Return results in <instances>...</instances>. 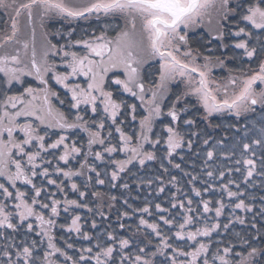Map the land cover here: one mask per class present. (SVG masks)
<instances>
[{
	"label": "snow or ice",
	"instance_id": "obj_1",
	"mask_svg": "<svg viewBox=\"0 0 264 264\" xmlns=\"http://www.w3.org/2000/svg\"><path fill=\"white\" fill-rule=\"evenodd\" d=\"M0 7L11 10L10 23L6 21L0 33V47L17 45L12 51L0 52V264H157L160 257L164 258L160 264H264V195L253 194L257 186L264 189V151L257 158L253 150V145L264 149V0H25L18 5L15 0H0ZM37 17L41 25L45 20L61 23L51 33L56 43L45 34L39 60L35 44L29 58V43L20 38L22 18H26L25 26L31 27ZM206 18L209 25L215 20V25L206 34H197ZM113 20L122 25L115 26L119 30L111 37ZM82 21L89 26L92 21L99 24V34L93 28L74 39ZM214 42L215 51L230 50L231 55H206L204 63L197 64V56L205 48L212 52ZM192 44L199 47L193 49ZM77 48L82 51L74 50ZM57 56L59 63L51 59ZM157 60L159 67L154 69L149 61ZM237 60L239 67H228ZM253 64L255 69L250 67ZM213 67L228 74L212 79ZM154 71L158 77L149 80ZM25 76L34 77L40 86L29 84L22 92L9 94L15 84L23 86ZM177 76L187 78L186 91L166 103L169 82ZM80 77L86 83L73 82ZM53 81L64 90V98L54 90ZM125 94L139 105L128 103ZM185 97H195V104H189ZM53 98L62 106L67 103V112L55 107ZM138 108L146 114L140 116L138 129L129 134L125 122L129 116L136 121ZM201 110L199 118L192 115ZM220 113L247 122L246 136L241 138L243 151L234 161L235 168L213 162L217 156L234 157L236 145L228 148L224 139L213 143V137L200 130L201 121L206 122V128H220L211 123L214 114ZM162 117L167 122L161 121ZM236 127L232 124L225 131ZM17 132L23 139L14 135ZM249 136L256 138L244 142ZM194 138L208 146L204 176L220 180L236 172L242 177V182L229 178L221 183L220 199H203L202 192L217 191L215 184L203 180L201 190L195 186L201 178L184 172L188 184L193 185L191 193L201 199L195 201L187 193L179 196L181 189L177 188L169 208L155 204L158 221L150 202L134 208L125 199L127 210L118 213V221L139 214L130 235L120 236L115 229L93 235L83 231L78 213L68 219L74 209L93 211L83 203L87 193L80 191L81 185L73 177H86L85 188L94 180L98 185L108 182L113 188L127 190V182H117L122 173L135 176L129 166L134 168L138 163L146 167V162L160 159L164 173L168 172L164 160L182 169L173 159L178 150L196 147ZM161 148L163 156L158 157ZM113 154H123L124 158L113 159ZM71 161L79 167L70 166ZM60 162L69 166L61 167ZM96 162L104 163V173ZM61 175L71 181L70 185L58 182ZM155 181L161 184L157 192L163 193L162 177L157 175ZM153 183L152 179H141L137 186ZM168 183L175 187L177 177L172 176ZM231 185L236 186L235 191ZM68 187L79 194L77 199L68 198ZM61 194L64 198H57ZM225 194L236 202L226 205ZM91 195L101 196L99 192ZM109 199L116 201L117 197ZM226 207L231 211L222 223ZM175 209L180 211L171 215L170 210ZM237 210L245 215H237ZM96 211L104 217L100 209ZM62 212L65 222L59 223ZM145 214L153 217L151 221ZM237 224L247 225V231L233 233ZM127 227L131 226L119 223V229ZM91 228H97L95 219ZM55 229L63 233L59 238ZM73 234L87 246L82 243L77 247L70 239ZM141 235L143 239L134 243ZM153 239L158 242L153 244ZM237 240L247 248L246 254L235 253L239 260L233 258ZM149 246L152 251H148Z\"/></svg>",
	"mask_w": 264,
	"mask_h": 264
},
{
	"label": "trees",
	"instance_id": "obj_2",
	"mask_svg": "<svg viewBox=\"0 0 264 264\" xmlns=\"http://www.w3.org/2000/svg\"><path fill=\"white\" fill-rule=\"evenodd\" d=\"M24 0H15V3L18 5L19 3L23 2ZM9 3H12L13 0H8ZM10 14H11V10L10 9H5L3 7H0V33H2L5 29V22H9L10 23ZM25 20L26 18H22V30H21V36L20 38L22 40H27L29 43V50H28V57L30 58L31 56V49L33 46V43L35 44V48H36V53H37V59L39 60L41 52L43 50V46L45 43L44 37L45 34H48V39L52 40L53 43H56L57 40L54 36L51 35V33H54L58 28L61 27V23L60 22H53L52 20H45L43 25H41L40 19L39 17L36 18L34 25L29 27V26H25ZM91 26H89V22H79V26L76 28V36L73 37L78 38L85 30L87 32H91L93 28H96L97 30V34H99V24H97L95 21L90 22ZM101 23H104L103 21H101ZM113 28L115 30H110L109 35L111 37H114L116 35V31H118V28H115V26L119 23L122 25V22L120 21H111ZM215 25V20L212 21V25H209L208 23V18L205 19V22L203 24V26H201L200 28L197 29V34L199 33H205L207 32V29L211 26ZM33 27H34V34H33ZM60 43H63V41L61 40ZM17 45L15 43L13 44H9L7 45L6 48L4 47H0V52L2 51H12ZM193 49H196L199 47L198 44H192L191 45ZM211 48H213L212 52H209L207 50V48L203 49L201 51V53L197 56L196 59V63L197 64H203L204 60L203 57L206 55H211L213 58H215V56H219V55H231V51L230 50H223V53L220 51H215L216 45L215 42L210 45ZM182 51V49H181ZM183 52V51H182ZM21 55L23 57L24 53L23 50L21 51ZM194 55H196V53L194 52ZM51 59L56 60L57 62L60 61V59H58L57 57H51ZM150 65H152V67L154 69H158L159 67V63L158 60L157 61H149ZM245 65H247V62L245 61ZM240 66V61H234V62H229L228 63V67L234 68V67H239ZM252 69L256 68V65L253 64L250 66ZM60 70V69H58ZM227 71L220 69V68H216L213 67L211 70V78L212 79H221L222 77H225L227 75ZM158 77V73L157 72H153L152 76H149V80H152L154 78ZM179 77V76H178ZM3 79V74H0V80ZM25 83L23 84V86L19 85V84H15L12 87V91L9 94H15V93H19L23 91L24 87H27L29 84H31L33 87H39V83L38 81H36L34 79V77L31 76H25L24 78ZM147 83V82H146ZM52 86L54 88V90H56L57 92H59L61 94V98H64V90L62 88H60L59 85H56L55 82H52ZM169 94L168 96L165 97V102L169 103L171 99L175 98V94H180L183 93L184 91H186L185 86L183 85V79L182 77H179V79L176 77V79L172 80L169 82ZM2 98V97H0ZM124 98L127 100L128 103H136L137 105H139V101L134 100L133 98H130L127 96V94L124 95ZM185 99L187 100V102L189 104H195V98L194 97H185ZM53 104L55 105V107L60 108L61 111H65L67 112L68 110V105L67 103L65 105H60L59 102L53 98ZM167 109L165 108V111ZM138 115H137V119L136 121H132L131 117L129 116L128 119L125 122V128L126 130L129 132V134H132V132L134 131V129H138L139 126V119L140 116L145 115L146 113L144 112V110L142 108H138ZM74 114V113H73ZM192 115L197 116V118H199L202 115V110L197 113V112H193ZM124 117H121V119H123ZM183 118H187V116H184ZM161 121L163 122H167L166 118H160ZM18 120L20 122H23L24 118L20 117L18 118ZM182 123V121H181ZM211 123L212 124H219L221 125L220 128H211V127H205L206 122L201 121L200 122V130L202 132H206L208 135H211L213 137V143L215 142V140H219V139H224L225 140V146L228 148H231L233 145H236V155L234 157H232L231 159H226V158H220L219 156H217V159L213 162L216 165H224L225 167H232L235 168L237 167V165L234 164L235 159H238L240 156V153L243 151V147H242V143H241V138H244L246 136V132H245V127H246V120L245 119H238L230 114L227 113H220V114H215L212 118H211ZM232 124H237L236 128H231L229 131H225V128H227L228 126L232 125ZM160 124H157V130H159ZM44 126H41V129H43ZM195 130V129H193ZM14 135L17 136L18 139H23V134L22 133H14ZM83 135V134H81ZM4 138L7 139L6 134L4 135ZM55 136H52L51 139H55ZM202 138H204L202 136ZM255 136H249L248 139L244 140V142H248L251 143L252 139H255ZM48 142H51V140H49ZM71 142V141H69ZM194 143H196V147H194L191 151H189L187 148H184L182 150H178V153L175 154V157L173 159V163H181L182 165V169H176L174 167H172L171 165H169L167 163V160L163 161V164L165 165V167L168 168V172L164 173L163 169L160 167L161 164V160L157 159L156 161H151V162H146V167H140L138 163H136V166L133 168L132 166H129L131 168V172L135 173V176H132L131 173H122L121 174V179L117 182L118 184H123L125 182H127L129 184V188L127 190L116 187L113 188L111 186V183L106 182L104 185H98L95 184V181L93 180V182L87 187H83L84 183L86 182V177H73V180L78 184L81 185L80 187V191H86L87 195L86 197L83 199V203H87L89 205L90 208L93 209L92 212H89L87 208H79V209H74L72 211L71 214L68 215V219L70 220V216L73 214H79L82 217V227H83V231H91L93 233V235H95L98 232H104L107 230H112L115 229L118 233V235L120 236H126V235H130L134 229H135V225L138 223L139 220V214H134L131 217H124L123 219L119 220L117 219L118 217V213L127 210V206L124 204V200L127 199L128 203L131 204L134 208L135 207H143L145 202H150L151 204V210L154 213V218L158 221L159 217L158 215H156V209H155V204L156 203H161L163 207L165 208H169L170 204H171V194L173 192L177 191V188L181 189V192L178 193L179 196H183L185 193H187L191 198H193L195 201H199L201 199V197H195L194 194L191 193L190 189L193 185L188 184V176L184 175V172H188L191 173L193 175H197L199 176L201 179L197 180L195 182V186L198 188H201V190L203 189V187L205 186V184L202 182L203 180H207L208 183H212L215 184L217 191H209L208 193H203L202 192V198L203 199H220V193L218 191L219 189V185L221 183H226L227 179L231 178V179H235L237 181L242 182V177L240 176L239 173L233 172L231 175L226 174L225 178H222L220 180H213L212 178H208L206 176L203 175V164H204V152L207 151V147L208 146H203L202 144H200L199 142L195 141L194 138ZM211 146V145H209ZM146 148L150 149V146L146 145ZM201 149H203L201 151ZM94 150H99L98 146H94ZM253 150L255 151L257 158L259 157V155L261 154L262 151H264V149H262L261 147L257 146V145H253ZM197 153H199L197 155ZM56 155H59V152L56 153ZM183 155L185 157V159L183 161H181L180 156ZM163 156V148H161V151L158 152V157ZM124 156L123 154H113V159H123ZM82 159V157H81ZM94 158H90V160H92ZM55 161H53V165H55ZM99 165L98 170L101 171L102 173L105 172V167H104V163L102 162H96ZM60 166L61 167H68L69 165H65L63 162H60ZM70 166H74V167H79V164L76 161H71V165ZM89 175L94 176V173H89ZM157 175H160L162 177V181H163V186L165 188V191L163 193H158L157 189L161 186L159 181H155V177ZM217 175H218V171H217ZM172 176H176L177 180H178V184L174 187L172 184H169L168 181L171 179ZM53 178H57V177H53ZM105 178L107 181V177H103ZM141 179H152L154 181L153 185L149 186V185H138L139 180ZM258 179V178H257ZM59 180H64L65 185H70L71 181H67L66 178H64L62 175L58 178V182ZM39 183V181H37ZM232 189L235 191L236 190V186L235 185H231ZM242 187H246L242 184ZM54 190V189H52ZM251 191V190H249ZM67 192H68V198L69 199H77L79 194L78 193H74L70 187L67 188ZM93 192H99L101 194L100 197H94L91 195V193ZM254 195H256L257 197H259L260 195H264V189L259 188V186H257V189L255 190V192L253 193ZM115 195L117 197L116 201H111L109 199L110 196ZM57 198L59 199H63V194L59 195ZM224 202L226 205H228L229 203H235V199H231L228 198L226 196V194L223 197ZM255 203L257 204V206H259V200L257 199V201H255ZM112 205V207H109V205ZM212 207H215V204L212 205ZM97 209H100L103 213H104V217L102 218L98 212L96 211ZM180 211L179 209H175V210H170L171 215H175L176 212ZM231 211L230 207H226L225 209V213L224 216L221 217V222L225 223L226 221V217L228 216V213ZM237 215H245V213L241 212L240 210L236 211ZM210 215L214 216V213H211ZM145 218L149 219L151 221V219L153 217H149L147 214H145ZM93 219H95L96 223H97V228L96 229H92L91 228V224ZM248 219L250 220L251 217L249 216ZM259 219V218H258ZM59 223H64L65 222V214L62 212L61 217L59 218ZM119 223H124L126 226H131V227H127L126 230H121L119 229ZM111 226V227H110ZM162 228H164V231H167V228L165 226L162 225ZM54 231H56L57 237L59 238L63 233H61V231L59 229H55ZM146 231H150V230H146ZM172 231L174 232L175 229H172ZM241 232L242 234L244 232L247 231V225H239L237 224L236 227L234 229H232V232ZM66 235V234H65ZM253 235H255V233H253ZM19 238V237H17ZM221 237H216L214 236L213 239H218ZM71 240H74L76 243V246L79 247L80 244H85V246H87V242H84L80 239H78L75 234L72 235V237L70 238ZM143 237L142 235L139 237H135L134 238V243L139 242L140 240H142ZM257 239H259V237H257ZM158 241H156L155 239H153V244L157 243ZM62 244V241L60 242ZM146 243V241H145ZM131 250V249H129ZM153 247L149 246L148 247V251H152ZM69 252L71 253V250H69ZM235 253H247V248L242 246L239 241H234V249H233V258L236 260H239L240 257L235 255ZM163 257H160L159 260L157 261V264H160V262L163 260Z\"/></svg>",
	"mask_w": 264,
	"mask_h": 264
},
{
	"label": "rangeland",
	"instance_id": "obj_3",
	"mask_svg": "<svg viewBox=\"0 0 264 264\" xmlns=\"http://www.w3.org/2000/svg\"><path fill=\"white\" fill-rule=\"evenodd\" d=\"M74 50H76V51H82V49H80V48H77V49H74ZM182 51H185V49H183L182 48ZM58 59H60L59 57H58ZM57 63H59V62H57ZM65 69H63V68H60V71H64ZM177 78L179 79V77L177 76ZM182 79H183V85L185 86V88H186V77H182ZM73 82H79V83H86L85 81H84V78L83 77H80V78H78L77 80H75V81H73ZM195 98V97H194ZM215 115V114H214ZM5 139V138H4Z\"/></svg>",
	"mask_w": 264,
	"mask_h": 264
},
{
	"label": "water",
	"instance_id": "obj_4",
	"mask_svg": "<svg viewBox=\"0 0 264 264\" xmlns=\"http://www.w3.org/2000/svg\"><path fill=\"white\" fill-rule=\"evenodd\" d=\"M23 2H25V0ZM23 2H21V3H23ZM193 75H195V74H193Z\"/></svg>",
	"mask_w": 264,
	"mask_h": 264
}]
</instances>
